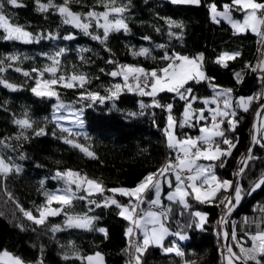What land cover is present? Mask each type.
Wrapping results in <instances>:
<instances>
[{
    "label": "trees",
    "instance_id": "16d2710c",
    "mask_svg": "<svg viewBox=\"0 0 264 264\" xmlns=\"http://www.w3.org/2000/svg\"><path fill=\"white\" fill-rule=\"evenodd\" d=\"M20 2L24 7L13 8L5 3L4 10L12 24L24 29H35L31 42L3 39L5 33L0 30V67L5 69L0 72V79L15 86V90H12L0 84V141L7 145L0 144V152L9 164L20 169L6 176L0 174V251L6 249L32 264L38 261H42V264H87L84 259H77L75 254L84 258L95 252L102 254L105 264H126L128 236L125 232L129 228V221L120 216V209L116 205L108 202V206H104L102 198L110 194L127 200V196L108 190L134 187L135 180L144 171L157 172L169 159L175 158L176 151L168 148L165 138L169 113L161 107H152V97L141 96L136 91L129 92L123 87L122 77H112L110 73L118 70V65L124 64L142 66L149 70L163 67L166 62L160 58L165 52L189 57L203 53V71L212 84L231 89L233 96L258 97L248 104L247 111L241 108L236 110L235 119L238 123L235 131L227 130L226 120L222 124L225 135L236 147L230 156L222 158L224 167L219 166L220 160L215 162V170L221 180L234 182L242 165L240 161L245 157L251 140L253 113L264 101L258 83L262 73L246 67L252 66L258 52L263 51L264 38L250 30L234 33L232 27L213 22L209 5L215 3L217 8L223 9V5L231 3V0H200L199 5L173 4L169 0H116L115 6L126 8L123 19L128 25V31L121 29L110 32L104 43L93 40L91 35H85L61 19L49 30L40 29L46 23L48 13L56 14L64 0H52L57 7H50L47 12L36 10V0ZM40 2L48 4L49 0ZM105 2L70 0L68 7L83 16L90 10L103 12ZM232 14L242 15L240 12ZM168 21H174L182 25V28L170 27ZM89 32L103 36V30L94 23ZM66 36L74 38L65 39ZM144 37L150 39L145 40ZM140 48H148L149 55L133 56V51H139ZM223 52H239L240 55L226 61L227 67H222L215 61ZM10 56H16L17 59L9 60ZM53 58L59 62L55 76L48 72L40 76L33 71H43L53 66ZM109 60L115 63H109ZM17 68L20 71H16ZM24 72L30 75L25 76ZM236 73L241 74L240 82H237ZM73 74H83L87 78L83 87L78 81L71 88L59 83L51 85L52 90L58 93L59 100L73 102L81 111L80 126L64 131L53 116L56 97H40L31 89L35 87L38 78H66ZM116 84L122 85V90L113 95ZM186 87L192 88L193 94L200 98L193 104L194 109L203 105L201 99L212 94L208 79L200 83L190 81ZM90 92L98 93L106 99L103 103L93 101L87 96ZM156 100L161 105L172 103L171 115L176 121L182 120L183 100L174 99L173 94L167 92L159 93ZM141 103L145 105L144 108H141ZM17 119L29 120L32 128L22 130L14 123ZM202 123L194 128H180L177 125L175 134L178 138L197 137ZM40 129L45 134L37 136L35 133ZM258 138H262L260 132ZM66 139L72 143H65ZM220 143L221 147H227ZM77 144L90 150L95 158L74 146ZM251 155L254 159L249 160L239 179L242 199L228 222L230 242L238 255L240 250L236 239L246 229L243 217L250 213L264 212V186L251 195L247 194L264 177V147L254 145ZM68 169L100 182L103 193L93 192L86 199H74L59 215L48 216L43 224L29 220L21 209L39 216L37 209L47 206L46 194H52L55 188L64 185L59 179H53L56 172ZM172 178L175 184L174 176ZM232 192L233 189L230 195ZM225 193L221 189L213 203H199L189 197L188 208L173 202L166 222L171 230L186 233L188 238L179 243V251L183 256L176 252H164L160 246L151 245L141 256V264H223L220 239L214 230V223ZM86 195L82 190L77 192V196ZM148 195L149 192L145 197ZM89 200L95 203H89ZM51 205L54 209L61 207L57 201ZM181 208L184 209L180 211ZM197 211L207 214L201 228L195 226L198 218L192 215ZM225 211V208L221 211V218ZM68 215H87L95 219L90 230L68 227ZM53 227L59 230L54 232ZM100 228L106 230V236L98 231ZM233 231L235 240L232 239ZM173 238L172 234L164 241L171 243ZM65 255L69 259H64ZM132 255L140 254L135 253L133 248ZM260 259L264 264V257Z\"/></svg>",
    "mask_w": 264,
    "mask_h": 264
},
{
    "label": "snow or ice",
    "instance_id": "6c2138e0",
    "mask_svg": "<svg viewBox=\"0 0 264 264\" xmlns=\"http://www.w3.org/2000/svg\"><path fill=\"white\" fill-rule=\"evenodd\" d=\"M173 4H196L199 5L200 0H171ZM5 3L13 8L24 7L20 0H0V30H3L5 35L3 39L6 40H22L24 42H31L32 34L24 30L23 27L19 25H14L11 23L9 16L6 14L4 8ZM70 0H64V4L58 7L59 14L64 18L63 22L65 24H73L74 27L80 28L84 31L85 35H91L93 40H97L101 43H104L110 34L113 31H120L123 29L125 32L128 31V25L123 19V13L126 11L125 7H117L116 0H106L104 3V11L96 12L94 10L88 11L83 17L79 13H74L69 7L68 4ZM37 11L47 12L50 7H57L52 3V0H49L48 4L41 3L40 0H36ZM211 19L215 23H219L220 20L227 21L233 28L234 33H239L241 31L251 30L257 36L264 38V2H258V0H231V3H225L223 5V10L220 11L217 8L215 3L209 5ZM240 12L243 14V20L233 19L232 13ZM111 17V18H110ZM87 21V22H85ZM95 21L97 28L103 29V36L92 35L89 32L91 27V22ZM101 21H103L101 23ZM169 26H175L182 28V25L175 23L174 21H168ZM159 30V29H157ZM169 35H176L175 33H169ZM72 36H66L65 39H72ZM145 40L150 39L149 37H144ZM158 47H164L159 45ZM107 50V49H106ZM133 56H147L149 55L148 48H140L139 51H133ZM59 55V53L57 54ZM240 55L239 52L228 53L223 52L216 58V63L220 64L222 67H227L226 61L233 60ZM9 60H16V56L8 57ZM162 61L166 62L163 67L154 68V69H145L142 66L136 65H118V70L112 71L110 75L112 77H122L124 81V88H127L129 92L136 91L141 96L152 97V107H161L169 113L167 117V126L165 128V136L167 140V146L169 149L176 151L174 159H169L163 167L157 170L155 173H149L144 177V179L133 189L126 188H113L108 191L112 193H119L120 195L133 198L136 203H133L130 199L129 205L124 206L117 202V200L112 198H106V203L104 206H108V202L112 205H116L120 209V216L125 220H129L131 224L135 226V229H138L142 235L143 240L142 244L139 241H132L130 239L129 246L130 248L135 249L136 255L133 257L135 264H141V256L151 245L163 247L162 241L167 235H169L168 229L163 224V218H166L165 211H147L143 215L137 216L138 211L143 212V209H139L138 205L145 203L146 193L153 191L154 199L147 201L150 206L160 205L161 198V185L162 180L168 183L169 188L173 187L172 176L175 178V187L173 191H170L167 194V200L172 202H179L185 208L189 207L187 202L188 197H192L199 203H213L217 197V193L223 189L228 190L233 186V182L229 180H220L219 177L215 174V162L220 160V167H224L222 161L223 157H228L231 155L232 150L236 147V144L233 143L226 135L225 130L222 127V124L227 122L228 131H235L238 121L235 119L236 111L232 107L230 102L231 89H224L221 91H216L217 86L211 83L210 78L206 77L203 71V53L198 54L195 57H189L186 55H181L179 53L173 52L169 55L167 52L160 58ZM109 63H115L114 61L109 60ZM2 63V61H0ZM58 61L53 58V66L46 67L43 71L33 69L34 72H38L40 76H43L44 72L52 73L55 76L57 72ZM246 67L251 68V71H259L262 75L259 77L261 80H264V60L258 62L255 67L246 65ZM5 69L0 67V72H3ZM16 71H20L19 68ZM25 76H29L28 72H24ZM237 77V82H240V73L235 74ZM209 80V86L214 90V97L209 100L207 98L202 100V103L207 106L211 104H219V97H223V109L217 108H207L208 115H205V108L199 110L193 108V104L200 98L193 94V89L186 87L189 82L200 83L202 80ZM65 81L64 76H60L58 79L53 78L51 80H45L43 83L45 89H40V81L37 80V87H33L32 92L40 97H56L59 100L58 93L54 90H51L47 86L56 85L58 82ZM71 82H64L63 86L66 88H71L75 86L74 82H79L80 86L83 87L84 83L87 82V78L83 75L73 74L70 78ZM134 82V83H133ZM0 84L4 87L15 90V86L7 83L5 80L0 79ZM115 92L113 95H116L122 90V85H114ZM172 93L173 98L183 100L184 111L182 113V120L176 121L171 115V110L173 104L169 103L167 105H161L156 97L159 93ZM260 95L264 96V92ZM87 96L90 97L93 101H99L103 103L106 99L105 97L99 96L98 93H87ZM258 97L249 96L247 98H240L237 101L236 107L241 108L243 111L248 110V104L251 101ZM65 107L63 104L53 105L54 109H59ZM145 105L141 103V108H144ZM261 108L264 109V105H261ZM261 113L258 111L257 115ZM211 120L210 126L208 124L202 125L199 128L200 135L193 138L190 136H185L183 139H180L175 134V127L178 125L180 128L184 127H196L201 121ZM195 121V123H193ZM22 130L32 128V124L27 119H17L14 121ZM256 126L254 125V128ZM68 131V129H63ZM37 136L43 135L44 130L40 129L35 133ZM23 135V132H21ZM27 137H25L26 139ZM227 147H221V143ZM253 144H259L261 147H264V137L258 138L257 135L252 136ZM65 143H72L71 140H65ZM0 144H5L4 141H0ZM79 147L81 151L89 157L95 158L94 154L88 151L86 148L81 147L80 145H74ZM252 148L248 149L249 155L242 159L240 162L244 164V167H241L236 175H240L245 171L247 163L249 160L254 159L251 155ZM24 159L23 156L20 157ZM11 158H9L10 160ZM210 161L212 163L202 164L199 161ZM13 170L19 172L20 169L18 166L9 164L6 160L0 156V174L7 175ZM53 179H62L64 180L67 187L64 189L62 194H46V205L50 206L53 201L59 202L61 205L60 208L52 209L48 206H41L37 209L39 212V217L34 216L31 212H24V215L32 220L36 224H43L48 216H56L65 210V206H70L74 199H86L87 196H91L93 192L103 193V186L100 182L87 178L86 176H81L79 172L72 170H66L64 172L57 171ZM43 183V182H41ZM72 185H75V190H73ZM84 185H87L84 187ZM264 186V177H262L258 182L254 184L252 189L247 193L251 195L257 189ZM84 191L86 196H77V192ZM233 199L225 197L221 201V204L224 205L227 210V214L230 215L231 212L239 205L242 199V188L239 183L236 184ZM89 203H95V201L89 200ZM97 207L100 204L97 203ZM19 207V205H18ZM67 214V213H66ZM193 216L198 218L196 223L197 228H201L205 222V214L201 212L192 213ZM94 217L87 215L83 216H67L66 224L68 227L82 228V229H91L93 225ZM222 221L224 217L221 218ZM247 223V220L245 221ZM148 225H151L149 228ZM58 227H53L52 231H58ZM98 231L105 233L104 228L98 229ZM134 232L133 227L126 229L125 235L131 237ZM179 236L180 240H185L188 237L181 233H175ZM227 237V233L224 234ZM232 239L235 240V231L232 233ZM250 239L253 241L251 248H244L237 242V247H240V254L233 252L231 247L227 248L228 252V264H235V261L243 260V264H247L248 261L254 262V264H262L260 257H264V231L258 232L255 235H250ZM174 248L164 249L165 252H172ZM176 254L183 256V253L179 250H175ZM77 259H85L80 257L78 254H75ZM64 259H69L67 255L63 257ZM89 264H93L94 259L102 264L103 257L99 252L93 256L86 257ZM0 264H25V262L17 256H14L6 249L0 251ZM37 264H42V261H38ZM194 264V262H191Z\"/></svg>",
    "mask_w": 264,
    "mask_h": 264
},
{
    "label": "rangeland",
    "instance_id": "374dc122",
    "mask_svg": "<svg viewBox=\"0 0 264 264\" xmlns=\"http://www.w3.org/2000/svg\"><path fill=\"white\" fill-rule=\"evenodd\" d=\"M169 1H171V0H169ZM218 10H220V11H222L223 9H219L218 8ZM84 16V15H83ZM82 16V17H83ZM210 16H211V13H210ZM232 16H233V19H236V20H240V21H242L243 20V14L241 15V16H235V15H233L232 14ZM111 18V17H110ZM62 20L63 21V17L59 14V12L57 11V13L56 14H51V13H48V19H47V21H46V23L43 25V27H40V29H43V30H49V29H51L53 26H55L58 22H59V20ZM222 20V19H221ZM220 20V21H221ZM85 22H87V21H85ZM103 21H101V23H102ZM224 22H226L225 24L227 25V24H229L227 21H224ZM95 24V21H92L91 22V26H92V24ZM68 25H71L73 28H75V29H77V30H79V31H81V32H83L84 33V31L82 30V29H80V28H77V27H74L73 26V24H71V23H69ZM96 25V24H95ZM227 26H231L230 24L229 25H227ZM232 27V26H231ZM102 29V28H101ZM24 30H26V31H28L29 33H31L32 35L34 34V32H35V29L34 28H29V29H24ZM103 30V29H102ZM89 31H90V28H89ZM241 32H244V31H241ZM240 33V32H239ZM85 34V33H84ZM258 54H259V52H258ZM260 57H261V52H260ZM260 60V59H259ZM255 62V61H254ZM259 62V61H258ZM49 73V72H48ZM52 74V73H51ZM60 76H58V77H56L57 79L59 78ZM70 78H71V76H69V77H66L65 78V81H61V82H58L59 84H64V82H71L70 81ZM51 79H53V78H50V79H41V78H38L37 80H39L40 81V85H39V88L40 89H45V85H44V81L45 80H51ZM75 83V82H74ZM35 87H37V81H36V83H35ZM48 88H50L51 90H52V88H51V86H47ZM225 88H221V87H219V86H217V88H216V91H221V90H224ZM214 95H215V93H214V90H213V88H212V94L210 95V96H208V97H204L203 99H205V98H207V99H209V100H211L213 97H214ZM247 98V97H249V95H241V96H233V94H232V92H231V95H230V102H231V104H232V107L235 109V111L237 110V109H239V107H236V104H237V101L240 99V98ZM203 99H201V101L203 100ZM235 99V100H234ZM218 100H220L221 102H222V105H221V108L223 109V97H219L218 98ZM219 101V104H209V105H207V106H205L204 104L203 105H201V106H197V110H199V109H201V108H205V115L208 113L207 112V108H217V107H219L220 106V102ZM58 104H63L65 107H63V108H59L58 110L57 109H54L53 108V116H54V118L56 119V121H58V124H59V126H61L62 128H64V129H68V131H71V130H74V129H76V128H78V126H80V124H81V111H80V109L79 108H77L76 106H75V104L73 103V102H63V101H61V100H57V98H55V103H54V105H58ZM254 114V113H253ZM207 116V115H206ZM253 117V116H252ZM209 121H210V119H209ZM252 122V121H251ZM205 124H208V125H210L211 124V122H204L203 121V123L201 124V126L202 125H205ZM252 125V124H251ZM167 126V125H166ZM251 128H252V126H251ZM165 132V131H164ZM251 136H252V133H251ZM165 138H166V136H165ZM184 137H181L180 139H183ZM166 143H167V140H166ZM84 148V147H83ZM88 150V149H87ZM88 151H90V150H88ZM91 152V151H90ZM175 155H176V153H175ZM0 156H2L1 155V152H0ZM242 159H244V158H242ZM7 162V161H6ZM199 163H202V164H209V163H212V162H210V161H204V160H201V161H199ZM240 169V168H239ZM69 170V169H68ZM71 170V169H70ZM214 170H215V168H214ZM72 171H74V170H72ZM239 171V170H238ZM76 172V171H75ZM150 173H153V172H150ZM149 174V173H148ZM147 174V175H148ZM215 174L218 176V174H217V172H216V170H215ZM82 176V175H81ZM89 179H91V178H89ZM220 179V178H219ZM60 180V182L62 183V184H64L62 187H57V188H55L54 190H53V193L52 194H62L63 193V191H64V189L67 187V185L65 184V182H64V180H62V179H59ZM93 180V179H92ZM221 180V179H220ZM222 181V180H221ZM233 182V181H232ZM140 182H138L137 183V185L139 184ZM233 184H234V182H233ZM136 185V186H137ZM60 186V185H59ZM87 185H84V187H86ZM136 186H134V187H132V188H126V189H133V188H135ZM174 187H175V184H173V187L172 188H169V186L167 187V188H165L164 186H163V182H162V185H161V198H160V205H157V206H161V204H164L165 206H166V208L164 207L163 209H164V211L166 212V218H163V224H164V226L168 229V231H169V235H172V234H175V233H181V234H184V235H186V233L185 232H181V231H173V230H171L170 229V226H169V223H167L166 222V220L167 219H169V210L171 209V207H172V201H169V200H167V194L170 192V191H173L174 190ZM60 188V189H59ZM72 188H73V190H75V185H72ZM109 196L112 198V199H115V200H117V201H124V200H122V199H119V198H115L113 195H110L109 194ZM230 196H232V194L230 195V193L226 196L225 195V197H229V198H231ZM224 197V198H225ZM130 199L132 200V202L133 203H136V201L133 199V198H130V197H128L127 198V200H125V202H126V204H127V206L129 205V202H130ZM152 199H154V192L153 191H151V193L147 196V197H145V200H146V202L145 203H143V206H142V203L141 204H139L138 205V208L139 209H143V212H147V211H149V210H151V211H157V212H159V211H162V210H160V209H157L156 207H153V206H150L149 205V203L147 202V201H151ZM187 199V202H188V199H189V197L188 198H186ZM110 202V201H109ZM178 202V201H177ZM179 203V202H178ZM179 205L180 206H183L182 204H180L179 203ZM48 206V205H47ZM223 206V208H222V210H221V208L220 207H222ZM48 207H51L52 209H54L53 207H52V205H50V206H48ZM147 207V208H146ZM163 207V206H162ZM161 207V208H162ZM225 207H224V205L223 204H221L220 206H219V209H218V213H219V218H218V222L217 221H215V223H214V230H215V232L216 231H220V233H221V236H223V227H222V224H221V222L219 223V221H220V218H221V211H223V209H224ZM184 208H181L180 209V211H182ZM227 211V210H226ZM225 211V212H226ZM198 212H201V211H198ZM142 213V212H141ZM201 213H203V214H205V217H206V213L205 212H201ZM217 213V214H218ZM144 213H142V215H143ZM247 215V214H246ZM37 217H39V216H37ZM246 217V216H245ZM222 220V219H221ZM129 221V220H128ZM244 221L245 220H243V223H244ZM199 222V221H198ZM246 224V223H245ZM129 227H133V229H134V232H133V234H132V236L131 237H129L128 236V242H127V246H126V248H125V250H126V252H127V254H128V260H127V263L126 264H135V260L133 259V255H132V251H133V248H130V246H129V241H130V239L132 240V241H136L137 239H138V241L142 244V240H143V235H142V233L138 230V229H135V226L133 225V224H131V222L129 221ZM148 227L150 228L151 227V225H148ZM245 227H246V229L247 230H249V227H248V225L246 224L245 225ZM250 231V230H249ZM169 235H167L166 237H168ZM165 237V238H166ZM219 237V236H218ZM179 238V236H177V235H175V238H173L172 240H171V243H165V239L162 241V245H163V247H161L162 248V250L164 251V249H167V248H174L175 250H179V243L180 242H182V241H178L177 239ZM219 239H220V248L221 247H225V245H224V238H220L219 237ZM159 247V246H158ZM238 249H239V247H238ZM172 251V252H176V251ZM165 252V251H164ZM97 252H95V253H92V254H88V255H86L85 257H88L89 255L90 256H93L94 258H95V254H96ZM101 254V253H100ZM225 263L227 262V264H228V260H227V257H228V254L225 252ZM101 256H102V254H101ZM103 257V256H102ZM24 261V260H23ZM86 261H87V259H86ZM25 262V264H32L31 262H27V261H24ZM88 262V261H87ZM86 262V263H87ZM87 264H89V262L87 263ZM93 264H99V262L98 261H96L95 259H94V261H93ZM102 264H105V260H104V258H103V261H102ZM182 264H187L186 262H183ZM236 264V263H235Z\"/></svg>",
    "mask_w": 264,
    "mask_h": 264
},
{
    "label": "crops",
    "instance_id": "0c3cea01",
    "mask_svg": "<svg viewBox=\"0 0 264 264\" xmlns=\"http://www.w3.org/2000/svg\"><path fill=\"white\" fill-rule=\"evenodd\" d=\"M226 22H224V20H221L220 22H219V24H221V25H223V26H227V25H229V24H225ZM231 27V26H230ZM250 30V29H249ZM251 31V30H250ZM261 60H264V49H263V51L261 52V57H260V60L259 61H261ZM259 72V71H258ZM259 73H261V72H259ZM225 89H229V88H225ZM262 92H264V86H261L260 85V94L262 93ZM262 96V95H261ZM263 98H264V96H262ZM221 102V101H220ZM221 105H222V102L220 103V106H219V108H221ZM222 109V108H221ZM206 115H208V113L206 114ZM210 119V118H209ZM208 122H211V120L209 121V120H207ZM210 126V125H209ZM259 132H260V136L261 137H264V110L262 111V113H261V116H260V124H259ZM200 135V133L198 134V136ZM193 138H195V136L193 137ZM152 170H147V171H144L140 176H139V178H137L136 180H135V182H136V185H137V183L138 182H141L143 179H144V177L148 174V173H150ZM171 179L173 180V178L171 177ZM229 181H231V180H229ZM162 182H163V185L165 186V187H168V183L166 182V181H164V180H162ZM135 185V186H136ZM60 189V188H59ZM231 189H233V186L230 188V189H228V190H225L226 191V193H225V195L227 196L229 193H230V191H231ZM151 193V191L149 192V194ZM142 206H143V203H142ZM165 207L166 208V206L164 205V204H161V206H156V207H158V208H161V207ZM53 207V206H52ZM162 207V208H163ZM147 208V207H146ZM157 208V209H158ZM142 213H144V212H142ZM142 215V214H141ZM218 215V214H217ZM216 219H217V217H216ZM243 220H244V217H243ZM164 221V220H163ZM220 223V222H219ZM255 234H257V233H255V232H253V231H249V230H247V229H245L243 232H241V234H240V236L236 239V241L237 242H239V244L241 245V246H243L244 248H251L252 247V245H253V241L250 239V235H255ZM174 235V238H175V234H173ZM222 238H223V236H222ZM178 241L180 240L179 238L177 239ZM186 240V239H185ZM180 241H184V240H180ZM236 242V243H237ZM226 248V247H225ZM239 250H240V247H239ZM90 256V255H89ZM84 260H85V262H87L86 261V257L84 256ZM222 261H223V264H227V262L225 263V255H222ZM88 263V262H87Z\"/></svg>",
    "mask_w": 264,
    "mask_h": 264
},
{
    "label": "water",
    "instance_id": "95a60500",
    "mask_svg": "<svg viewBox=\"0 0 264 264\" xmlns=\"http://www.w3.org/2000/svg\"><path fill=\"white\" fill-rule=\"evenodd\" d=\"M261 105H264V101H262V102L259 104V106H258V107L256 108V110L254 111V114H253V117H252V136L255 134V135H257V137H259V124H260V116H261V114L258 116L257 113H258V111H259L260 113H262V111L264 110V109L261 108ZM254 125L256 126L255 128H254ZM252 136H251V140H250V143H249L248 149H249L250 147L253 148L254 145H258V146H259V144H253V142H252ZM248 149H247V151H246V154H245L244 159L249 155V153H248ZM248 162H249V161H248ZM247 164H248V163H247ZM241 167H244V164H242ZM241 167H240V168H241ZM242 174H243V173H242ZM242 174L236 176L235 181H234V184H233V192H232V196H231V198L233 199V203L235 202V201H234V196H235L234 189H235L236 184L239 183V179H240V177H241ZM233 212H234V210L231 212L230 215H228V214H227V211H226V212L224 213V216H223V217H224V220H223V221L221 220V224H222V227H223L224 245H225L226 249H227L228 247H231L232 250H233V252H235L234 249H233V247H232V245H231V242H230V240H231V234H230V231H229V229H228V222H229V220L231 219V217H232V215H233ZM225 233H227V237H225V235H224ZM227 253H228V252H227ZM235 253H236V252H235ZM235 263H236V264H243V260L241 259V260H239V261H235ZM247 264H251V263L247 262Z\"/></svg>",
    "mask_w": 264,
    "mask_h": 264
},
{
    "label": "built area",
    "instance_id": "2783aa9c",
    "mask_svg": "<svg viewBox=\"0 0 264 264\" xmlns=\"http://www.w3.org/2000/svg\"><path fill=\"white\" fill-rule=\"evenodd\" d=\"M259 59H260V51H259V54H258V56H257V59L255 60V62H253L252 67H255V66L258 64ZM258 83H259L261 86H264V80H261L260 78H259V80H258ZM167 156L170 157V154H168ZM106 198H111V197H110L109 195H105V196L102 198V200H103L105 203H106ZM93 200H95V197L93 198ZM118 203L121 204V205L127 206V204H126L125 201H118ZM153 207H156V206H153ZM156 208H158V207H156ZM220 208H221V210H222L223 206L220 207ZM158 209L164 211L163 208H158ZM141 214H142V213H141L140 211H138V212L136 213L137 216H140ZM218 218H219V213H218V215H217V220H216L217 222H218ZM244 220H245V221L247 220V223H246V224L248 225L249 230H251V231H253V232H255V233H258V232H262V231H264V212H256V213H250V214H247L246 217L244 216ZM245 221H244V225H246V224H245ZM216 233H217V235H218L220 238L222 237L220 231H216ZM220 252L222 253V255H224L225 252H226V248H225V247H221V248H220Z\"/></svg>",
    "mask_w": 264,
    "mask_h": 264
},
{
    "label": "bare ground",
    "instance_id": "6f19581e",
    "mask_svg": "<svg viewBox=\"0 0 264 264\" xmlns=\"http://www.w3.org/2000/svg\"><path fill=\"white\" fill-rule=\"evenodd\" d=\"M118 202V201H117Z\"/></svg>",
    "mask_w": 264,
    "mask_h": 264
}]
</instances>
